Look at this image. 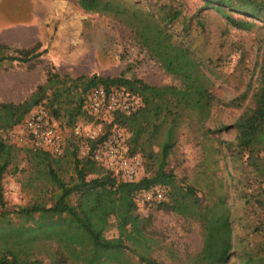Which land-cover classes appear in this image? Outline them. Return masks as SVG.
<instances>
[{
	"label": "trees",
	"instance_id": "16d2710c",
	"mask_svg": "<svg viewBox=\"0 0 264 264\" xmlns=\"http://www.w3.org/2000/svg\"><path fill=\"white\" fill-rule=\"evenodd\" d=\"M148 1L150 10L128 0H77L76 4L84 12L108 16L123 25L148 58L177 82L165 93L181 111L177 130L186 137V144L200 148L192 173H181L183 160L168 161L179 146L170 140L162 147L158 165H151L147 175L135 181H124L93 160L114 126L132 124L138 130L150 114L149 100L144 102L146 107L128 116L118 113L105 124L101 136L86 138L82 157V138L74 134L60 157L3 139L1 133L19 126L38 105L55 121L65 118L68 127L78 118L96 119L86 108L94 88L110 93L126 87L135 93V86L140 94L149 91L161 96L155 93L156 87L137 78L71 77L48 71L45 82L29 98L18 104H0V264H134V260L159 264L153 257L158 242L150 230L152 219L139 213L136 201L140 192L154 188L165 190L164 198L154 204L156 210L192 220L200 227L201 247L190 264H232V259L237 264H264V1L197 0L201 5L192 14L187 13L185 0ZM206 10L221 15L226 27L221 36L233 29L252 33L257 42L255 80H249L243 93L226 102L212 90L211 76L220 65L223 43L207 48L202 16ZM38 48V42L17 48L14 57L5 56L3 52L10 47L1 44L0 61L27 62L29 56L39 54ZM239 56L241 61L242 53ZM220 105L243 110L231 126L210 129L206 122L211 110ZM154 107L151 112L155 114L160 107ZM230 129L232 140H221L219 135ZM138 153L132 150L129 155ZM20 155L31 167L27 186L32 196L25 205L10 208L3 198L2 180L10 170L17 171ZM220 156L230 162L231 206L227 204L229 188L217 175ZM66 164L71 165L70 174ZM112 228L117 235L107 237Z\"/></svg>",
	"mask_w": 264,
	"mask_h": 264
},
{
	"label": "rangeland",
	"instance_id": "374dc122",
	"mask_svg": "<svg viewBox=\"0 0 264 264\" xmlns=\"http://www.w3.org/2000/svg\"><path fill=\"white\" fill-rule=\"evenodd\" d=\"M76 1L0 0V30H18L21 26L30 27L37 32L39 39L37 51L39 54L33 58L29 56L28 58L31 59L27 62L0 61V104H18L29 98L36 88L45 82L48 71L71 77L98 75L112 78L120 76L126 79L137 78L156 87L155 93L159 91L161 96L152 95L149 91H145L144 95L140 94L141 90L135 86H133L135 93L122 87L120 90L126 93L123 100L132 113L138 108L146 107L144 102L149 100L152 103L149 106L150 114L141 121L138 130L132 124L116 125L108 138L114 137L119 141L121 152L126 157H130L129 152L132 150L140 152L138 155H133L140 161L134 181L147 175L151 165H158L162 157V147L168 140L179 143L175 152L169 155L168 161L173 160L172 164H174V160H183L184 166L180 168V171L190 175L194 164L200 158L201 151L192 143L186 144V137L184 138L180 130H177L181 111L178 104L176 105V100L165 93L168 86L176 85L177 82L165 74L157 63L148 58L123 25L108 16L84 12L77 6ZM128 1L136 2L144 9H152V3L148 0ZM241 2L253 4L257 0H241ZM184 4L188 14H192L201 5L197 0H185ZM202 16L205 17L206 23L207 48L211 50L220 41L223 43V48L219 51L220 65L214 69L211 80L216 98L226 102L243 93L249 80H255L257 72L255 66L259 60L257 42L252 33L233 29H229L224 36H221V32L226 27L221 15L214 10H206ZM9 47V51L3 52L5 56L17 57L18 54L13 51L17 48ZM240 53L243 55L241 61ZM156 105L160 107V110L154 114L151 110ZM242 110L243 108L229 109L221 105L216 106L211 110L206 126L210 129L231 126ZM118 113L96 116V119L102 120L101 122L96 119L88 121L78 118L72 127L66 125L65 118L55 121L64 147L66 142L72 139V134L82 138L79 144V156L82 157L87 150L85 139H91L90 136H93V139L101 136L105 132V124L117 118L120 115ZM16 129L17 127L7 133H1V136L15 144L10 135ZM75 130H78V133H75ZM233 136L234 131L230 129L228 132L221 133L219 138L230 141ZM187 137L192 138L190 135ZM220 157L217 175L229 188L227 204L231 206L232 193L227 176L230 162L227 156L224 161L222 160L224 157ZM15 166L17 171L10 173V170L2 180L3 198L10 208L25 205L32 196L31 189L27 186L31 167L25 156L20 155ZM65 166L70 174L71 165ZM136 201L139 213L144 217L150 216L152 219L150 230L158 242V248L153 253V257L159 264H190L191 259L201 247L202 236L199 225L176 214L156 210L155 202L141 204L138 195ZM116 235L117 232L113 228L106 233L107 237ZM134 264H137L136 260ZM232 264H237L235 259H232Z\"/></svg>",
	"mask_w": 264,
	"mask_h": 264
},
{
	"label": "built area",
	"instance_id": "2783aa9c",
	"mask_svg": "<svg viewBox=\"0 0 264 264\" xmlns=\"http://www.w3.org/2000/svg\"><path fill=\"white\" fill-rule=\"evenodd\" d=\"M125 94L120 89L107 93L101 87L94 88L88 95L87 111L94 116L115 112L130 115L132 111L123 100ZM75 133H78V130H75ZM10 136L17 145L42 150L55 157H60L64 152L63 140L57 130L56 122L42 105L33 107ZM90 138L93 139V136ZM92 158L104 168L115 171L124 181H134L140 164L137 157H126L121 152L120 143L114 137L108 138L94 152ZM164 194L163 188L142 191L138 194L139 203L160 202Z\"/></svg>",
	"mask_w": 264,
	"mask_h": 264
},
{
	"label": "crops",
	"instance_id": "0c3cea01",
	"mask_svg": "<svg viewBox=\"0 0 264 264\" xmlns=\"http://www.w3.org/2000/svg\"><path fill=\"white\" fill-rule=\"evenodd\" d=\"M38 34L30 27L21 26L18 30L1 29L0 44L26 49L38 42Z\"/></svg>",
	"mask_w": 264,
	"mask_h": 264
}]
</instances>
